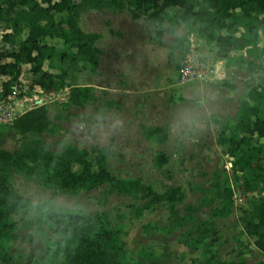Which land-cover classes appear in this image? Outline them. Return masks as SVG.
Returning <instances> with one entry per match:
<instances>
[{
	"label": "rangeland",
	"instance_id": "1",
	"mask_svg": "<svg viewBox=\"0 0 264 264\" xmlns=\"http://www.w3.org/2000/svg\"><path fill=\"white\" fill-rule=\"evenodd\" d=\"M174 12L175 9H169L168 16ZM134 15L138 19L134 20ZM169 17L164 22L165 27L169 26ZM55 18L59 20L61 16ZM79 26L85 33L102 36L96 44L100 51L98 69L91 72L87 64H80V73L73 81L77 86L93 88L95 101L75 108L67 103V89L56 93L45 104L53 133L21 136L11 128H0V151L12 153L32 146L37 140L56 154H61L67 145L90 154L94 149H103L110 153L107 167L117 179L139 181L160 195L172 187H180L184 201L178 205L179 210L183 204L200 202L199 190L210 185L214 172L230 169L228 159L217 145L219 124L235 127L240 101L254 86H264V61L252 73L246 70V62L237 53L221 63L215 58L213 47L198 39L194 29L184 24L158 39L155 25L129 4L122 10L87 11L81 14ZM26 34L23 31L20 38L24 39ZM48 44L57 53L66 50L60 40H49ZM3 46L4 52L12 51L10 45ZM259 46L264 48V42ZM186 55H192L216 71L217 78L212 80L213 74H208L206 81L180 85L178 71ZM30 69L29 65L21 66L20 81L31 97L36 89L29 88ZM56 69L55 60L44 63V70L51 74H57ZM7 79L0 77V86ZM218 108L223 115H210ZM143 125L166 127L167 142L145 140L141 131ZM258 144L264 152V141L258 140ZM159 152L168 158L162 168H157L153 162ZM8 171L14 189L30 203L36 205L53 198L54 208L97 216L107 228L118 231L125 243L121 257L125 264H202L209 242L213 244L211 250L223 263H264V255L243 233L238 207L246 203L239 195L235 196L228 217L214 220L205 208L195 215L192 223L178 229L170 225L165 204L137 217L136 208L144 204L141 195H113L102 205L104 188L67 196L38 186L34 179ZM6 200L8 197L0 190V201ZM35 215V212L29 214L30 218ZM22 219V212L12 216L16 224L15 239L0 249V264H65L58 250L61 238L45 224L38 230L24 226ZM211 222L216 233L209 231L198 249L190 250L188 245L198 240V232Z\"/></svg>",
	"mask_w": 264,
	"mask_h": 264
},
{
	"label": "trees",
	"instance_id": "2",
	"mask_svg": "<svg viewBox=\"0 0 264 264\" xmlns=\"http://www.w3.org/2000/svg\"><path fill=\"white\" fill-rule=\"evenodd\" d=\"M127 4L135 11H142L155 25L158 39L184 24L194 29L198 39L213 47L216 59L228 60L237 53L250 73L260 68L264 61V48L259 46L264 42V0H0V77L8 78L1 83L0 98L10 94L13 87L22 86L20 69L22 65H29L31 90L35 88L39 93L52 94L67 89V103L75 108L95 101L93 88L73 83L80 73V64H87L91 72L99 67L100 51L96 44L102 36L83 32L79 26L80 16L90 10H122ZM169 9L176 10L170 17ZM57 15L61 16L59 20L55 18ZM167 17L169 26L165 27ZM133 19L138 16L134 15ZM23 31L27 32L24 39L20 38ZM53 39L60 40L66 50L57 53L48 44ZM3 45H10L12 51L4 52ZM51 60L57 63V74L44 70V63ZM10 128L21 136L53 133L45 106L25 112ZM141 131L147 141L163 144L168 140L166 127L143 125ZM258 140L264 141L263 85L251 88L240 101L234 128L219 124L217 145L228 159L230 169L215 171L210 185L199 190L201 201L183 204L182 210L178 209L184 201L180 187H172L160 195L139 181L119 180L108 170L110 153L103 149L92 150V158L88 151L73 145L65 146L61 154H56L37 140L32 146L12 153L0 151V190L8 197L0 201V249L15 239L16 224L12 216L22 212L24 226L41 230L45 224L61 238L58 250L65 264H125L121 261L125 243L118 231L107 228L97 216L54 208L53 198L36 205L30 203L14 189L10 169L25 179H34L40 187L67 196L104 188L102 205L113 195H141L144 204L136 208L137 217L152 207L165 204L170 225L178 229L192 223L195 215L205 208L214 220L228 217L235 196L239 195L246 203L238 207L243 233L264 255V152ZM153 162L157 168H162L168 158L159 152ZM30 212L36 215L30 218ZM209 231L216 233L214 222L199 231L198 240H193L188 248L197 250ZM212 245V242L207 244L202 264H226L211 250Z\"/></svg>",
	"mask_w": 264,
	"mask_h": 264
},
{
	"label": "built area",
	"instance_id": "3",
	"mask_svg": "<svg viewBox=\"0 0 264 264\" xmlns=\"http://www.w3.org/2000/svg\"><path fill=\"white\" fill-rule=\"evenodd\" d=\"M218 60L223 62V59ZM208 74H213L212 80L217 78L216 71L210 70L192 55H186L178 71V83L182 85L190 81H206ZM22 88V86L13 87L10 94L0 98V128H10L16 118L33 108L45 106L48 100L56 96V93L43 94L35 91L30 97Z\"/></svg>",
	"mask_w": 264,
	"mask_h": 264
},
{
	"label": "crops",
	"instance_id": "4",
	"mask_svg": "<svg viewBox=\"0 0 264 264\" xmlns=\"http://www.w3.org/2000/svg\"><path fill=\"white\" fill-rule=\"evenodd\" d=\"M113 25V24H112ZM113 29V28H112ZM137 36H141V34H138ZM223 62H227V60H222ZM222 62V63H223ZM200 86V85H199ZM211 113V114H210ZM209 114L210 115H213V116H216V117H218L217 115H223V112H222V110L221 109H215V110H213L212 112H210Z\"/></svg>",
	"mask_w": 264,
	"mask_h": 264
}]
</instances>
